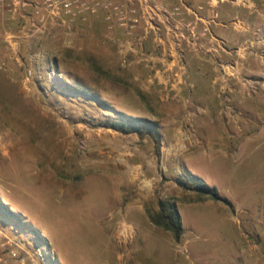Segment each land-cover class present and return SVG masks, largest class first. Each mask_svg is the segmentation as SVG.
Returning <instances> with one entry per match:
<instances>
[{
	"label": "rangeland",
	"instance_id": "rangeland-1",
	"mask_svg": "<svg viewBox=\"0 0 264 264\" xmlns=\"http://www.w3.org/2000/svg\"><path fill=\"white\" fill-rule=\"evenodd\" d=\"M251 3L264 7L236 0L219 9ZM110 15L0 14V223L10 242L0 264H264V105L250 109L264 77L244 71L243 92L226 88L215 99L220 116L211 117L221 120L207 130L219 140L208 149L198 140L204 128L189 121L185 79L175 81L184 86L176 97L172 79L147 78L151 63L134 61L136 49L125 60L119 43L136 41L141 24L127 35ZM254 61L264 70L260 46ZM224 64L231 75L236 62ZM208 77L195 81L211 92ZM120 114L155 122L159 145L108 127ZM192 178L220 200L201 199ZM159 201L176 205L178 241L148 218Z\"/></svg>",
	"mask_w": 264,
	"mask_h": 264
},
{
	"label": "crops",
	"instance_id": "crops-1",
	"mask_svg": "<svg viewBox=\"0 0 264 264\" xmlns=\"http://www.w3.org/2000/svg\"><path fill=\"white\" fill-rule=\"evenodd\" d=\"M168 3L172 2L171 0H167ZM229 1V2H228ZM194 8L198 9L197 6L201 5L202 10H200V14L204 17H212L213 14L217 13V18L215 19V23L211 22L210 24V33L213 34L218 39H225L228 47L223 50L216 46L217 43H212L214 45V51L210 53H195L190 51L188 48L184 50V65H185V73L183 78L185 79L184 86L186 87L184 90H187L189 96V107L188 104L184 102L185 108L192 112L191 118L189 121H192V125L202 129V133L199 135V141L201 143L207 144V148H211L209 144L215 143L219 140V136L217 135L214 138L212 135L208 133L207 128H211L213 126H219V122L221 119L219 111L220 104L215 102V99L220 96V93H223L226 88L232 90L234 92L241 93L246 83H242V77H245V73H247V77L260 79L264 77V70L257 69L258 64L255 63L254 58H256L258 46L264 49V34L259 38H250L247 30H251L253 32L257 31L258 28L261 29L262 33H264V7L260 9L255 3H251L247 5V9H230L228 6L227 9H219L222 4H231L230 7H235L236 0H223L215 3V0H197ZM243 12V13H242ZM256 17L258 20V25L252 24L250 18ZM188 19L192 18V16H187ZM260 31V32H261ZM247 32V33H246ZM241 37L244 39L241 40ZM210 35L208 33L205 35L204 40L207 44ZM126 39L119 43L124 48H121V53L124 52L126 46ZM121 41V40H120ZM224 41V40H223ZM143 44L135 46L136 47V57L134 61L142 60L143 62L149 61L151 63V68L153 69L149 72L147 78H157L158 81L162 83H166L167 79H172L175 84V96H179L181 90L184 86H179L175 81L178 77L174 76V72H179L177 67H173L174 62L170 61V58L167 56L166 48L164 45L157 44L153 38L143 39ZM152 45L151 49L147 52L146 46ZM256 46V48H254ZM255 56V57H254ZM233 59L236 64L232 69V74H228L222 70L220 67V62L225 63ZM197 61L201 65L202 63L207 64V70L202 69L199 66H193V62ZM243 62L242 64H240ZM172 68V70L168 71V68ZM205 77L209 76L211 80L212 91L205 88H198L196 85L197 77ZM243 75V76H242ZM255 76V77H252ZM146 78V79H147ZM209 80V83H210ZM171 84V83H170ZM169 86V85H168ZM150 88L151 86L144 83V88ZM159 87V90L163 89ZM204 89V90H202ZM201 90V91H200ZM202 92L204 95L203 98L197 99L196 96L198 93ZM241 91V92H240ZM183 92V91H182ZM206 92V93H204ZM182 94V93H181ZM208 94H211L209 96ZM264 105V91L257 94L255 96V103L251 104L250 109L252 108L254 111L260 110ZM178 110V107L170 106L169 109ZM249 108V107H248ZM212 111H217V117H211ZM209 145V146H208Z\"/></svg>",
	"mask_w": 264,
	"mask_h": 264
},
{
	"label": "built area",
	"instance_id": "built-area-1",
	"mask_svg": "<svg viewBox=\"0 0 264 264\" xmlns=\"http://www.w3.org/2000/svg\"><path fill=\"white\" fill-rule=\"evenodd\" d=\"M171 1L168 3L167 0H0V14L18 9H39L42 11L43 21L45 14L80 16L83 11H87L95 15L99 9H104L107 12L105 19L110 20V13L113 10L127 35H131L132 29L141 24L142 33L137 36L136 41H132L131 37L126 39L128 46L123 52L124 59H127L129 49L134 50L135 46L143 44L144 38H153L157 44L164 45L165 53L179 71L174 72V76L182 80L185 73V48L197 54H205L215 50L212 44L214 42L222 49L224 45L223 40L210 33L211 22H216V12L212 17H204L200 14L201 5L197 6L198 9L194 8L197 0ZM218 1L223 0H215V3ZM187 16L192 18L188 19ZM207 33L210 35L207 41L209 45H206L204 40ZM224 66L225 64L220 62V67L226 72ZM6 240L0 223V248L10 245ZM9 255L12 258L16 257L14 251H9ZM21 263L24 264L23 259Z\"/></svg>",
	"mask_w": 264,
	"mask_h": 264
},
{
	"label": "trees",
	"instance_id": "trees-1",
	"mask_svg": "<svg viewBox=\"0 0 264 264\" xmlns=\"http://www.w3.org/2000/svg\"><path fill=\"white\" fill-rule=\"evenodd\" d=\"M82 94L86 97L88 96L97 103L99 102L100 104L102 103V105H105L103 102H100L97 97L90 96L86 93ZM120 116L121 118L119 120L112 124H107V126L123 134L135 133L139 136L146 135L150 137L155 144L159 145L161 134L158 125L155 122L147 118L134 117L125 114H120ZM193 180L198 182L195 189L197 193L203 197L201 199L220 200L216 188L207 186L204 182L199 180V178H194ZM178 184H182V182L178 180ZM148 218L156 227L162 228L165 231H170L176 241H178L183 234L180 215L174 202L159 201V212L153 215L148 213Z\"/></svg>",
	"mask_w": 264,
	"mask_h": 264
}]
</instances>
